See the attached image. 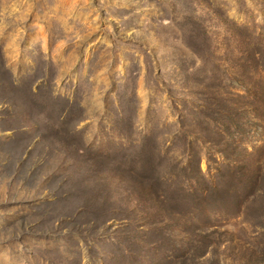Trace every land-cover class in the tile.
Segmentation results:
<instances>
[{
	"label": "rangeland",
	"instance_id": "rangeland-1",
	"mask_svg": "<svg viewBox=\"0 0 264 264\" xmlns=\"http://www.w3.org/2000/svg\"><path fill=\"white\" fill-rule=\"evenodd\" d=\"M263 53L264 0H0V264H264Z\"/></svg>",
	"mask_w": 264,
	"mask_h": 264
},
{
	"label": "trees",
	"instance_id": "trees-1",
	"mask_svg": "<svg viewBox=\"0 0 264 264\" xmlns=\"http://www.w3.org/2000/svg\"><path fill=\"white\" fill-rule=\"evenodd\" d=\"M263 55H264V53H263ZM258 92H259V89L255 86V88L253 89V93H255V95H257L258 94ZM251 109H256V107H252L251 106ZM224 156V155H223ZM224 159V162L225 163H228V166L229 165H239V163H237V161H235L234 159H228L227 157H224L223 158ZM198 170H200V167L198 166ZM201 172V171H200ZM214 186H217L216 184H213ZM191 188H193V187H191Z\"/></svg>",
	"mask_w": 264,
	"mask_h": 264
}]
</instances>
